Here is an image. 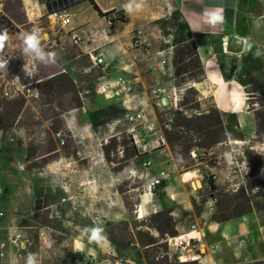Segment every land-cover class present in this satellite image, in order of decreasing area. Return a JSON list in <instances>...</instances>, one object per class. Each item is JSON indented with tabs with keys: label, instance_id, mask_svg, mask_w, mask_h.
<instances>
[{
	"label": "rangeland",
	"instance_id": "obj_1",
	"mask_svg": "<svg viewBox=\"0 0 264 264\" xmlns=\"http://www.w3.org/2000/svg\"><path fill=\"white\" fill-rule=\"evenodd\" d=\"M24 3L30 6V0ZM41 5L46 11L45 5H49V11L40 17L38 23L24 25H21L25 23L21 0H5L0 8V16L9 18L13 23L6 33V49L13 43L17 45L19 53L25 52L26 37L35 32L39 40L38 47L44 53L42 60L35 52L28 51L35 55L38 68L33 80H43L38 85V100L23 95L6 99L3 96L5 83L0 70V113L5 112L7 104L23 101L22 109L12 119L10 127L0 131V209L4 213L0 218V241L5 240L8 228L16 226L28 239L26 248L19 251L17 258H0V264H29L30 258L32 264H106V252L110 248L119 257L133 259L137 264H199L197 261L178 262L174 249H169L165 243L168 233L160 236L152 225V222H158L163 225L165 232H169L162 221L151 219V215L142 219L134 215L138 197L143 193L144 181L127 169L128 162L121 163L123 157L118 151L123 150L121 142L127 140L126 133L118 135L116 146L111 144L112 162H109L102 149L109 142V136L115 134L108 133L109 126L105 125L99 130L93 127L90 137L83 126L72 123L69 127L65 125V118L70 120V110L81 105L79 93L88 97L93 105L99 102L96 95L106 101L118 98H105L100 93L98 87L103 82L101 78L110 75L103 73L101 67L89 69L90 60L71 42L67 30L51 21L49 15L56 6L50 0H43ZM75 12L76 21H87L92 17V11L85 5L77 7ZM178 20V13L174 12L168 19L161 20L157 29L145 28L143 32L148 39L156 41V46L162 50L164 41L170 35H178ZM117 31L122 37L126 36V27H119ZM42 38H50L53 44ZM173 44L175 52L174 41ZM136 45L133 37L130 49L136 48ZM50 53L55 54L54 62L48 56ZM3 62L0 56V65L3 66ZM23 62L21 59L15 68ZM254 67L250 64L249 69ZM173 71L165 77L159 75L160 78L148 75L144 86L131 83L134 95H144L139 93L147 91L150 98L148 106L137 109L143 108L144 122L156 119L162 132L173 133L184 131L175 127V122L181 117L190 120L192 125L202 126L203 121L198 119L210 116L207 122L213 126L212 131H216L215 105L210 94L205 92V79L180 85L174 79L175 90L169 95L170 109L156 106L150 91L160 86L167 89L165 82L174 78ZM58 73L60 75L54 78H63V83H44ZM21 76V69H16L14 80L20 83ZM35 86L37 84L30 87L33 89ZM244 94L251 109L255 110L258 131L255 137L242 143H228L226 140L204 149L196 148L195 151H201L198 158H193L190 153L184 155L181 148L174 147V150L183 157V171H196L200 178L209 177L208 180H202L203 187L199 189L197 198L201 204L213 200L215 208L212 212L208 211L212 220L222 214L242 218L243 221L247 218L254 233L264 238V87L250 75ZM105 108L103 112L109 111V106ZM168 119H172V122L168 123ZM119 126L123 130L128 124L123 119ZM20 128L24 130L23 137L16 134ZM57 132L65 136L64 146H59L55 137ZM143 134L146 139L155 138L152 133ZM186 134L191 137L192 144L204 141L196 133ZM85 137L92 144L91 153L84 145ZM166 146L169 148L167 142ZM172 160L175 164L173 157ZM56 161L58 164H55ZM49 165L55 166L54 169L50 170ZM113 168L118 170L114 172ZM106 179L112 187H104L103 181ZM84 197L91 198V203L86 204ZM198 202L194 201L196 207ZM120 208L124 216L114 213ZM169 228L171 230L172 226ZM40 231L44 232L48 243L39 238ZM153 241L157 242L150 245ZM248 264H264V259Z\"/></svg>",
	"mask_w": 264,
	"mask_h": 264
},
{
	"label": "crops",
	"instance_id": "obj_2",
	"mask_svg": "<svg viewBox=\"0 0 264 264\" xmlns=\"http://www.w3.org/2000/svg\"><path fill=\"white\" fill-rule=\"evenodd\" d=\"M21 1L25 12V23L21 25L36 24L40 17L47 13L39 0H30L29 7L24 3L28 0ZM92 3L102 14L120 11L124 20L108 24L104 16L94 9ZM81 5H85V8L92 11L91 19L76 21L75 9ZM63 12L71 18V24L63 28L68 33L78 28H86L92 33L87 47L94 55L103 56L104 63L101 69L103 73L107 72L110 75L108 78L103 76L101 78L103 82L123 77L139 86L145 85L148 75L160 78L151 70L153 58L148 59L145 55V50H149L152 54L159 50L156 46L157 42L148 39L143 29L155 30L161 20L168 19L174 12L178 13L179 23L184 24L192 36L205 74V92L210 94L220 114L227 142L242 143L256 136V114L245 98L244 88L250 75L264 87V3L262 0H81L75 1L74 5ZM122 26L126 27L124 37L117 31ZM135 31L143 32L145 43L137 44L136 48L130 49L129 45H132ZM229 36L244 40L241 53H227L224 43ZM42 39L53 44L50 38ZM16 47L17 45L13 43L7 46L4 54L1 55L4 64L0 66L3 82L14 85L19 84L14 80L15 71L22 66L15 68V65L21 59L24 60L22 63L24 64L28 54H33L32 52L19 53ZM78 48L89 59L86 53L88 48L86 50L82 47ZM35 64L34 77L38 71L36 61ZM250 64L255 65L252 70L249 69ZM91 68H93L92 63L89 69ZM57 75L60 74L51 76L49 80ZM36 81L39 92L38 85L43 80L36 79ZM165 85L167 89L164 90L171 94L175 90L174 78L166 81ZM139 94L144 95H136L135 98L122 96L110 101L96 95L99 102L93 105L88 97L79 93L81 105L70 110L71 121L65 118V125L69 127L72 123L83 126L90 137L93 127L99 130L106 125L110 127L109 134L115 132L109 137L115 136L118 139V135L126 133L128 127L121 130L119 126L124 119L122 114L128 109L145 108L149 104L150 98L147 96V91H141ZM246 105L250 107L246 108ZM106 106H109V111L103 112ZM96 108L97 110H93ZM16 134L23 137L25 133L20 128ZM146 143L151 145V149L148 146L145 152L138 153L130 159L127 169L139 176L143 175L145 174L143 163L148 161L150 167L147 172L150 177L156 176L160 171H165L168 176L161 181L153 193L146 190L139 195L134 212L137 219L141 213L146 217L167 211L177 236H182L184 241L192 245H203V248L197 246L195 250V255L199 257L202 264H248L264 259V238L254 233L247 218L244 221L242 218H231L221 223L212 220L206 208V202L203 204L198 202L197 195L199 189L203 187L198 173L179 170L172 160L170 149L166 145L157 147L155 138H147ZM84 145L91 153L90 139L85 137ZM61 158L60 156L59 160ZM55 164H58V161ZM54 167L51 165L49 169ZM103 185L105 188L112 187L108 179L103 181ZM87 189L88 186L86 191ZM84 198L86 204L91 203V198ZM196 200L197 207L194 205ZM114 213L124 216L121 208L116 209ZM103 222L106 223L105 220ZM192 226L195 227V232L189 233ZM189 236H195L196 239L189 240ZM173 252L175 253V250ZM18 254L19 252L12 249L7 257L17 258Z\"/></svg>",
	"mask_w": 264,
	"mask_h": 264
},
{
	"label": "built area",
	"instance_id": "obj_3",
	"mask_svg": "<svg viewBox=\"0 0 264 264\" xmlns=\"http://www.w3.org/2000/svg\"><path fill=\"white\" fill-rule=\"evenodd\" d=\"M4 2L5 0H0V7L3 6ZM49 18L55 25L61 28H66L71 24V18L63 11L56 10V7L50 13ZM104 18L108 24H112L115 21L122 22L124 20V16L120 11H114L113 13ZM69 37L73 44L78 47H82L86 50L88 48L87 43L91 41L92 33L86 28H78L71 30L69 32ZM134 37L136 39L137 44L141 45L145 43L142 31H137ZM173 39L174 37L170 35L169 38L164 41L165 47L162 50H158L155 54H152L149 50H145L146 57L148 59L153 58L151 70L163 77L169 75V73L173 71L172 59L175 47V45L173 44ZM224 44L226 45V42ZM86 53L88 54L89 60L91 61L93 67L102 66V64L104 63L103 56L94 55L90 48L86 50ZM35 71V57L33 54L29 53L26 62L21 66L22 81L16 85L10 84L9 82L5 81L3 96L8 100L18 98L21 95L25 97L27 96L31 100H38L39 92L36 86L33 89L30 87L38 83L36 80H33ZM28 80L32 81L25 83V81ZM98 88L100 93L105 98H120L122 96H132V98H135L136 96L134 95L133 85L123 77H118L114 80H107L105 82H102L101 84H99ZM150 95L155 100V104L159 109H170V94L166 92L163 88H152V90L150 91ZM163 99L165 100V103L162 102ZM142 112L143 108L141 110L128 109L124 117V120L128 124L126 135L130 141V144L137 147L138 153L145 152L148 146L151 149V145L146 143V139L143 133H152L155 137L157 147H162L166 145V140L164 138L163 132L157 125L156 119H153L149 122H144V115ZM167 121L168 123H171L172 119H168ZM55 137L59 142V146L65 145L66 139L62 132H57L55 134ZM118 153L123 157V150H119ZM190 155L193 158H198V156H200L201 154H199L198 150H192L190 152ZM142 167L145 170V174L139 176L144 181L142 185V192H145L147 190L153 193L161 184V181L168 176V174L165 171H160L156 176L150 177L147 172L148 168L150 167V162H144ZM205 179L208 180L209 177L207 178L201 176V180ZM206 208L210 212L214 210L215 204L213 200L209 199L206 202ZM3 216L4 213L0 210V218ZM193 232H195L194 226L191 227V231L189 233ZM166 236L167 238L165 239V243H167L169 249L175 250L179 263L197 261L199 264H202L199 257L195 255V250L197 246L203 248L202 244L192 245L190 242L184 241L182 236H168V234H166ZM39 238L44 243L49 242V240L45 238L43 231L39 232ZM188 238L189 240L196 239L195 236H189ZM27 244L28 239L26 235L21 231V229H19L17 226L8 228L5 240L0 241V258L7 257L10 253V250L12 249L17 252L23 250L24 248H26ZM106 253L108 256V259L105 260L106 264H137V262L133 259H123L119 257L114 250L111 251V249H109V251H107Z\"/></svg>",
	"mask_w": 264,
	"mask_h": 264
},
{
	"label": "trees",
	"instance_id": "obj_4",
	"mask_svg": "<svg viewBox=\"0 0 264 264\" xmlns=\"http://www.w3.org/2000/svg\"><path fill=\"white\" fill-rule=\"evenodd\" d=\"M40 3H43V0H39ZM50 2L53 4V6H56V10L63 11L67 9L68 7L72 6L75 4L74 0H50ZM93 4L94 9L97 11L98 8L97 6ZM51 6V5H50ZM48 12V10H47ZM99 14L101 16L107 17L108 15L111 14V12L102 14L99 11ZM13 27L12 21L4 17L2 18L0 16V34H4L5 32ZM178 30V35L174 37L173 41L176 44V49L174 52L172 64L174 67L173 71V77L175 80L178 81L179 85L180 84H186L189 81H194V82H201L205 79V74L203 71V67L201 64V61L198 57L195 44L193 42L192 36L188 33L186 27L184 24L178 23L176 26ZM6 49V43L5 40L3 42V47L0 48V56L4 54ZM194 71H197V74H194ZM0 76H1V71H0ZM64 82L63 78L57 79V78H51L47 82H44L46 85H50L53 82ZM23 106V101L20 102H14L12 104H7L5 112L0 113V131L4 130L5 128L10 127V124L12 122V119L15 117V115L21 111ZM250 105H246V108H249ZM155 114H157V109H154ZM214 114L216 115V124H215V129L216 131H212V125L207 122L210 119V116H202V118H199L198 120L203 121V125H192L191 121L188 120L187 118H179L175 123V127L177 128H182L184 131H178V132H166L163 131L164 138L169 146V149L171 151L172 157L174 158L175 164L179 170H183V157H180L179 154L174 150V147L181 148V151L184 155H189V153L192 150H195L196 148L202 147L207 148L211 146L212 144L216 143H223L227 140L226 134L224 131L223 123L220 118V114L218 110L215 107V112ZM188 132H193L196 133L199 139L203 138L204 141L199 143V144H192V139L190 136H188ZM258 133V131L256 132ZM250 141V140H249ZM111 144L114 146L117 145V138L114 136L110 138L109 142L107 143L106 146H103V153L107 161L112 162L110 160V152H111ZM110 145V146H108ZM121 146L123 148V159L121 163H127L130 159L138 155V150L137 147L134 145L130 144L129 139L123 140L121 142ZM113 147V146H112ZM195 147L194 149H192ZM199 151V154H201V151ZM200 157V156H198ZM118 168H113V171H117ZM138 203L136 204V206ZM39 207V204H38ZM151 219L154 220H160L162 223L169 229V232H165L163 230V225L159 224L158 222H152V225L154 229L158 232L160 236H162L164 233H168L171 236H176V232L173 229V224L172 220L168 214L167 211H161L156 214H153L150 216ZM233 218L232 216H224L223 214L221 216H216L213 217L215 221H224ZM170 226H172V229L170 230ZM108 239L112 242L113 239L108 237ZM157 241H153L150 243L154 244Z\"/></svg>",
	"mask_w": 264,
	"mask_h": 264
},
{
	"label": "clouds",
	"instance_id": "obj_5",
	"mask_svg": "<svg viewBox=\"0 0 264 264\" xmlns=\"http://www.w3.org/2000/svg\"><path fill=\"white\" fill-rule=\"evenodd\" d=\"M6 32L4 34H0V48L3 47V42L4 40L6 39ZM25 43L27 45V47L25 48V52H28V51H33L36 53V55L40 58V59H44V53L39 49L38 45H39V40H38V37H37V34L34 32L33 34L31 35H28L26 37V40H25ZM49 58L50 59H53V62H54V56L55 54L54 53H50L48 54ZM2 66V65H0ZM29 264H32V260L31 258L29 259Z\"/></svg>",
	"mask_w": 264,
	"mask_h": 264
},
{
	"label": "water",
	"instance_id": "obj_6",
	"mask_svg": "<svg viewBox=\"0 0 264 264\" xmlns=\"http://www.w3.org/2000/svg\"><path fill=\"white\" fill-rule=\"evenodd\" d=\"M45 7L49 11V5H45ZM243 44H244V40H242L241 38H238L236 36H229L226 40L225 49L227 52L239 54L243 50ZM162 102L164 103L165 100L163 99Z\"/></svg>",
	"mask_w": 264,
	"mask_h": 264
},
{
	"label": "bare ground",
	"instance_id": "obj_7",
	"mask_svg": "<svg viewBox=\"0 0 264 264\" xmlns=\"http://www.w3.org/2000/svg\"><path fill=\"white\" fill-rule=\"evenodd\" d=\"M227 53H228V52H227ZM140 208H141V207H140ZM139 210H140V212H142L141 209H139ZM138 218H139V219L144 218L143 214L141 213V215H139Z\"/></svg>",
	"mask_w": 264,
	"mask_h": 264
}]
</instances>
